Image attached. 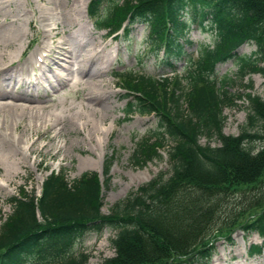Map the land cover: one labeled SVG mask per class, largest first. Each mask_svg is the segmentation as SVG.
<instances>
[{
  "label": "trees",
  "instance_id": "trees-1",
  "mask_svg": "<svg viewBox=\"0 0 264 264\" xmlns=\"http://www.w3.org/2000/svg\"><path fill=\"white\" fill-rule=\"evenodd\" d=\"M87 11L108 36L148 24L150 51L163 49L174 59L184 53L188 12L207 20L214 38L188 56L181 75L115 74L127 100L124 115H154L157 123L135 143L132 161L144 165L166 148L168 170L106 214L96 172L68 180L64 169L51 171L40 194L21 188L8 199L12 212L0 217V264H86L87 255L74 254L73 244L104 228L114 232L115 255L101 264H207L216 241H231L237 228L262 239L249 246V256L264 253V100L252 92L240 96L246 121L237 135L223 132V109L233 103L226 87L251 73L264 75L258 65L264 61V0H90ZM244 43L255 51L239 55ZM230 59L237 62L235 79L226 75L218 83L216 66Z\"/></svg>",
  "mask_w": 264,
  "mask_h": 264
},
{
  "label": "rangeland",
  "instance_id": "rangeland-1",
  "mask_svg": "<svg viewBox=\"0 0 264 264\" xmlns=\"http://www.w3.org/2000/svg\"><path fill=\"white\" fill-rule=\"evenodd\" d=\"M89 2L0 0V99L16 107L20 117L0 113V217L12 212L8 199L21 188L40 194L51 171L64 169L68 180L96 172L102 183L101 210L106 214L129 191L168 170L166 148L160 150L161 158L144 165L132 161L135 143L156 130V118L124 115L127 100L114 73L126 69L157 78L172 74L165 64L170 61L181 75L188 56H196L200 45L211 44L214 32L207 20L201 23L188 12L189 30L180 39L184 53L174 59L163 49L157 54L150 51L146 23H136L128 35L120 32L114 37L96 29L88 16ZM98 11L102 14L103 8ZM11 32L14 44L7 46L6 34ZM255 49L254 44L244 43L237 52L250 55ZM258 65L264 67V61ZM236 70L234 59L219 63L217 82L226 75L235 79ZM226 89L233 103L223 109V132L237 135L247 114L240 96L252 92L264 100V75L248 74ZM113 235L108 228L86 232L75 240L74 254L87 255L86 264H101L115 255ZM261 241L257 233L245 234L237 228L231 241H216L207 264H264V253L251 257L248 252L251 244Z\"/></svg>",
  "mask_w": 264,
  "mask_h": 264
},
{
  "label": "bare ground",
  "instance_id": "bare-ground-1",
  "mask_svg": "<svg viewBox=\"0 0 264 264\" xmlns=\"http://www.w3.org/2000/svg\"><path fill=\"white\" fill-rule=\"evenodd\" d=\"M57 2V1H56ZM62 2V1H61ZM76 3V2H75ZM74 4V3H73ZM35 13V12H34ZM39 17V16H38ZM2 24V23H1ZM59 24V23H58ZM45 26H47V25H45ZM42 30V29H41ZM50 30V29H49ZM45 31V30H44ZM11 34H12V32L11 33H7L6 34V37L8 38V43H7V46H12V44H14V42L11 40V38L14 36V34H13V36H11ZM59 35V34H58ZM6 38V39H7ZM10 38V39H9ZM54 38V37H53ZM11 40V41H10ZM63 43V42H62ZM66 43V42H65ZM65 46V45H64ZM61 47V46H60ZM68 47V46H67ZM70 47V46H69ZM67 50V49H66ZM39 51V50H38ZM41 52V51H40ZM52 52V51H51ZM36 53V52H35ZM39 53V52H38ZM37 54V53H36ZM66 54V53H65ZM6 56V55H5ZM4 56V57H5ZM36 56V58H37V55H35ZM34 56V57H35ZM39 56V55H38ZM51 56V55H50ZM58 56V55H57ZM69 56V55H68ZM63 57V56H62ZM35 58V59H36ZM61 58V57H60ZM34 59V58H33ZM92 60V59H91ZM8 61H10V59L8 60ZM84 61V60H83ZM30 62V61H29ZM5 63V62H4ZM26 63V62H25ZM31 63V62H30ZM33 63V62H32ZM82 63V62H81ZM6 64V63H5ZM80 64V63H79ZM27 65V64H26ZM82 65V64H81ZM80 65V66H81ZM10 66V65H9ZM83 67V66H82ZM2 69V68H1ZM3 69H5V67H3ZM79 70V69H78ZM94 71V70H93ZM98 71V70H97ZM102 71H103V69H102ZM79 72V71H78ZM105 72V71H104ZM77 73V72H76ZM81 73V72H80ZM94 73H95V71H94ZM93 73V74H94ZM14 74V73H13ZM82 74V73H81ZM89 74V73H88ZM92 74V73H91ZM96 74H98L99 75V73H96ZM83 75V74H82ZM13 76V75H12ZM79 76V75H78ZM96 76V75H95ZM91 77V76H90ZM81 79V78H80ZM79 80V79H78ZM77 80V81H78ZM11 81V80H10ZM84 81V80H83ZM9 83V82H8ZM77 84V83H76ZM65 85V84H64ZM103 85V84H102ZM9 94V93H8ZM86 97V96H85ZM87 98V97H86ZM88 100V99H87ZM91 100V99H90ZM96 100V99H95ZM0 113L1 112H5L6 111V113H8L7 115H11V116H13L14 117V119H17L19 116H18V114H17V112L15 111V110H17V108L16 107H14V106H12L11 104H9V103H7L6 102V100H3V99H0ZM19 109V108H18ZM25 109V108H24ZM27 110V109H26ZM12 111H14L15 113H12ZM31 112V111H30ZM10 113V114H9ZM26 113V112H25ZM4 114V113H3ZM21 113H19V115H20ZM20 116H22V115H20ZM25 115H23V117H24ZM7 117V116H6ZM27 117V116H26ZM9 118V117H8ZM11 118V117H10ZM20 118V117H19ZM38 118V117H37ZM41 119V118H40ZM43 119V118H42ZM44 120V119H43ZM51 121V120H50ZM52 122H56V121H52ZM53 123V124H54ZM35 124V123H34ZM34 124H32V125H34ZM44 124V123H43ZM85 124V123H84ZM37 126V125H36ZM44 126V125H43ZM45 127V126H44ZM85 128V127H84ZM61 130V129H60ZM48 131V130H47Z\"/></svg>",
  "mask_w": 264,
  "mask_h": 264
}]
</instances>
